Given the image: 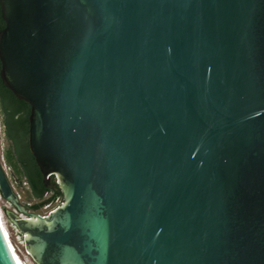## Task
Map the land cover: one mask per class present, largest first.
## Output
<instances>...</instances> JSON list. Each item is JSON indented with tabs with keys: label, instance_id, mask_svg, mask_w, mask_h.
<instances>
[{
	"label": "water",
	"instance_id": "95a60500",
	"mask_svg": "<svg viewBox=\"0 0 264 264\" xmlns=\"http://www.w3.org/2000/svg\"><path fill=\"white\" fill-rule=\"evenodd\" d=\"M0 13V79L29 105L28 150L62 197L27 211L0 162L34 264H264V0ZM0 264H21L1 223Z\"/></svg>",
	"mask_w": 264,
	"mask_h": 264
},
{
	"label": "trees",
	"instance_id": "16d2710c",
	"mask_svg": "<svg viewBox=\"0 0 264 264\" xmlns=\"http://www.w3.org/2000/svg\"><path fill=\"white\" fill-rule=\"evenodd\" d=\"M4 22L0 13V30ZM30 107L17 99L0 79V118L6 147L2 158L8 172L19 184H26L25 194L32 201L28 209L37 211L43 206L62 200L59 189L53 190L43 185L38 167L28 150V116ZM14 228V226L9 222Z\"/></svg>",
	"mask_w": 264,
	"mask_h": 264
},
{
	"label": "rangeland",
	"instance_id": "374dc122",
	"mask_svg": "<svg viewBox=\"0 0 264 264\" xmlns=\"http://www.w3.org/2000/svg\"><path fill=\"white\" fill-rule=\"evenodd\" d=\"M5 147H6V142H5V139H4L3 128H2V124H1V118H0V156H2V152H3V149ZM3 167H4L5 172L7 173L8 179L9 180H10V178L12 179V177L9 175L7 167L4 166V165H3ZM15 190L19 193V199H20V201L22 203H32V201H30L28 199L27 195L25 194V189H21V187L17 186L15 188ZM57 204L58 203H55V204H52V205H49V206L45 205V206L41 207L39 210L34 211V213H37V214H40V215H45L50 210H52ZM5 209L8 210V211H11L14 214H16L18 217H22L23 216L19 212H17V210L15 208H13L9 203L4 201L2 199V197L0 196L1 219H2L3 225L6 228L8 238H9L11 244L13 245V248L15 249L17 255L24 262V264H34V262L32 261L31 257L28 255V253L26 252V250L24 248V244H23V240H22V234L19 233L15 228H13L9 224V220L7 219V217H6L5 213H4Z\"/></svg>",
	"mask_w": 264,
	"mask_h": 264
},
{
	"label": "built area",
	"instance_id": "2783aa9c",
	"mask_svg": "<svg viewBox=\"0 0 264 264\" xmlns=\"http://www.w3.org/2000/svg\"><path fill=\"white\" fill-rule=\"evenodd\" d=\"M3 158H2V156H0V162H1V165H2V167H3V165L5 166V164H4V162H3V160H2ZM3 170H4V167H3ZM4 172H5V170H4ZM5 174L7 175V173L5 172ZM11 180V181H10ZM10 185H11V188H12V190H13V192L15 193V195H16V197H17V199L19 198V193L15 190V188L17 187L15 184H14V182H13V180L10 178ZM19 187H23V188H26V184L24 183V182H21L20 183V185H19Z\"/></svg>",
	"mask_w": 264,
	"mask_h": 264
},
{
	"label": "bare ground",
	"instance_id": "6f19581e",
	"mask_svg": "<svg viewBox=\"0 0 264 264\" xmlns=\"http://www.w3.org/2000/svg\"><path fill=\"white\" fill-rule=\"evenodd\" d=\"M0 223H1V226H2V228H3V231H4V233H5V236H6V238H7V241L8 242H10V240H9V238H8V235H7V231H6V228H5V226L3 225V222H2V219H1V212H0ZM11 243V242H10ZM12 245V244H11ZM13 246V245H12ZM15 250V249H14ZM16 252V251H15ZM17 254V253H16ZM18 256V255H17ZM18 258H19V261H20V263L21 264H24V262L20 259V257L18 256Z\"/></svg>",
	"mask_w": 264,
	"mask_h": 264
},
{
	"label": "flooded vegetation",
	"instance_id": "af4514ba",
	"mask_svg": "<svg viewBox=\"0 0 264 264\" xmlns=\"http://www.w3.org/2000/svg\"><path fill=\"white\" fill-rule=\"evenodd\" d=\"M9 175H10V173H9ZM11 176V175H10ZM21 189H25V188H23V187H21ZM51 189V188H50ZM53 190H56V189H53ZM18 201H19V203L21 204V205H23L26 209H27V211H29V212H34V211H31V210H29L28 209V207H29V205H30V203H22L21 201H20V199L18 198ZM60 204V202L57 204V205H59ZM56 205V206H57ZM55 206V207H56ZM18 217V216H17Z\"/></svg>",
	"mask_w": 264,
	"mask_h": 264
}]
</instances>
